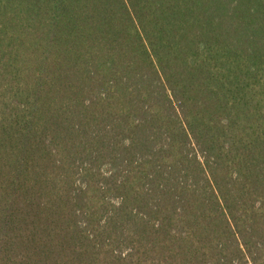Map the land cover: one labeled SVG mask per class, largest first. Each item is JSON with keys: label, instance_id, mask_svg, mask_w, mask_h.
<instances>
[{"label": "trees", "instance_id": "obj_1", "mask_svg": "<svg viewBox=\"0 0 264 264\" xmlns=\"http://www.w3.org/2000/svg\"><path fill=\"white\" fill-rule=\"evenodd\" d=\"M0 264H264V0H0Z\"/></svg>", "mask_w": 264, "mask_h": 264}]
</instances>
